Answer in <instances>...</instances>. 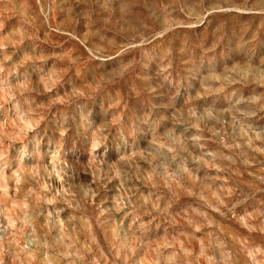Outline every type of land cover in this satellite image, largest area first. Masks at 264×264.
<instances>
[{
  "label": "rangeland",
  "instance_id": "374dc122",
  "mask_svg": "<svg viewBox=\"0 0 264 264\" xmlns=\"http://www.w3.org/2000/svg\"><path fill=\"white\" fill-rule=\"evenodd\" d=\"M0 264H264V0H0Z\"/></svg>",
  "mask_w": 264,
  "mask_h": 264
}]
</instances>
